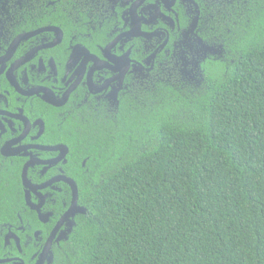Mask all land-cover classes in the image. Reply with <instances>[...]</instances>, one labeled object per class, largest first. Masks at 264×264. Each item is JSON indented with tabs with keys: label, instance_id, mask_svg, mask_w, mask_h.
Listing matches in <instances>:
<instances>
[{
	"label": "trees",
	"instance_id": "1",
	"mask_svg": "<svg viewBox=\"0 0 264 264\" xmlns=\"http://www.w3.org/2000/svg\"><path fill=\"white\" fill-rule=\"evenodd\" d=\"M254 2L212 15L214 53L190 79L151 77L116 122L95 115L80 128L85 212L46 264H264V0ZM14 3L10 23H46L44 0H11L5 16ZM59 194L62 211L71 195Z\"/></svg>",
	"mask_w": 264,
	"mask_h": 264
},
{
	"label": "flooded vegetation",
	"instance_id": "2",
	"mask_svg": "<svg viewBox=\"0 0 264 264\" xmlns=\"http://www.w3.org/2000/svg\"><path fill=\"white\" fill-rule=\"evenodd\" d=\"M234 1L241 0H44L46 23L35 27L10 23L19 10L14 3L5 16L11 0L0 1V264H38L51 239L46 264L71 217L85 212L80 128L95 115L116 122L118 109L151 77L190 79L214 53L203 37L212 15L226 14ZM63 177L76 184L80 211L58 226L73 198ZM27 189L40 212L27 202ZM64 189L71 199L61 211Z\"/></svg>",
	"mask_w": 264,
	"mask_h": 264
},
{
	"label": "water",
	"instance_id": "3",
	"mask_svg": "<svg viewBox=\"0 0 264 264\" xmlns=\"http://www.w3.org/2000/svg\"><path fill=\"white\" fill-rule=\"evenodd\" d=\"M25 37L26 36H29V34L27 35H24ZM22 37H19L17 42L21 39ZM16 42V43H17ZM64 179H66L71 185H72V192H73V198H72V203H71V206L70 208L68 209V211L64 214V216L61 218V220L59 221L58 223V226H60L63 222H65L66 220H68L71 216H73L75 213L79 212L80 211V207L78 206V203H77V200H78V189L76 187V184L74 183L73 180L69 179V178H65L63 177ZM23 182L25 184V186L27 187H31L28 182H27V176H26V168L24 169L23 171ZM32 190H35V189H32ZM26 199H27V202L32 206V208L36 209L38 212H40V205H34L30 202V191L27 189L26 190ZM40 216H42L40 214ZM42 218V217H41ZM51 239H49V241L47 242L46 244V247H45V250H44V254H43V257L42 259L39 261L38 264H41L42 261H43V258L47 256V253L51 247Z\"/></svg>",
	"mask_w": 264,
	"mask_h": 264
}]
</instances>
